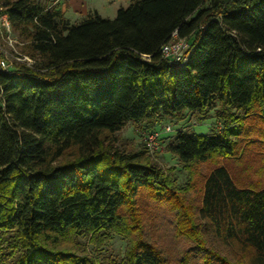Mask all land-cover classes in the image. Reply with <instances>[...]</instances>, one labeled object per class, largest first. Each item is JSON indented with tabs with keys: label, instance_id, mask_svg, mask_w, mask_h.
<instances>
[{
	"label": "trees",
	"instance_id": "1",
	"mask_svg": "<svg viewBox=\"0 0 264 264\" xmlns=\"http://www.w3.org/2000/svg\"><path fill=\"white\" fill-rule=\"evenodd\" d=\"M2 7L35 65L0 68V264H170L144 239L146 197L195 243L181 264H264V182L225 163L243 145L264 154V0H130L114 18L94 10L75 24L38 0ZM174 34L192 49L184 64L162 55ZM211 111L218 132L181 130L167 147L189 174L213 165L191 186L199 203L146 146H117L128 121ZM113 234L127 241L120 260L80 241L100 248Z\"/></svg>",
	"mask_w": 264,
	"mask_h": 264
},
{
	"label": "rangeland",
	"instance_id": "2",
	"mask_svg": "<svg viewBox=\"0 0 264 264\" xmlns=\"http://www.w3.org/2000/svg\"><path fill=\"white\" fill-rule=\"evenodd\" d=\"M6 0H0V5L4 4ZM46 8H53L62 5L61 2L64 0H38ZM68 3V0H65ZM100 5L101 12L105 17L114 18L117 14L115 11L121 7H127L130 4V0H105ZM71 21V20H70ZM73 23H78L74 22ZM15 38H18L17 34L14 33ZM19 39V38H18ZM20 40V39H19ZM22 41V40H21ZM0 46L3 50L8 52L7 60L13 67L18 65L15 59V50L24 54L25 47L23 44L16 45L15 49L8 45L6 40L0 38ZM165 125H171L173 131L167 132ZM221 128L220 123L215 117L214 111H211L209 117L201 121L193 114H188L186 119L180 122H176L170 119H166L162 123L157 124L153 128H146L145 123L135 124L132 121H128L125 127L118 131L115 135L118 138L117 146L121 150L127 151H140L146 149V139L153 132L157 131L159 136L156 138V148L149 150L148 155L151 160L158 164L161 168L168 173L173 171L172 174L176 178L177 184L181 187H187L189 185L190 191L187 192L186 196L189 200L195 203H199L201 195L199 186L202 184V176L207 174L213 165L197 164L195 167V173L189 174L187 170L183 169L179 160L176 156L168 151V145L173 143L177 133L181 130L196 132L199 134H209L212 132H218ZM146 146V147H145ZM243 153L238 160H228L225 163L230 167L233 175L238 176L239 180L255 181L261 180L264 182V174L261 176L258 173L260 166L264 164V154L261 153L258 147H248L243 145ZM191 175H195L190 179ZM196 183L198 190H192L191 186ZM199 184V185H198ZM188 189V190H189ZM144 225H143V236L148 242L155 244L159 250L163 253L170 264H181L184 255H188V251L193 249L195 243L191 240L178 235L177 232V220L175 213L172 212L169 207H160L148 197L142 200L141 203ZM203 223V222H202ZM204 224V223H203ZM208 226L203 225L202 230L208 239V244L220 248V244L214 240L213 235L207 228ZM90 236H83L80 241L83 248L87 249V252L94 256H99L101 259H115L120 260L123 258L127 246V241L120 235L113 234L109 241H106L100 248L95 247L90 242ZM196 251L191 252V254ZM198 258H192L191 264H195Z\"/></svg>",
	"mask_w": 264,
	"mask_h": 264
},
{
	"label": "built area",
	"instance_id": "3",
	"mask_svg": "<svg viewBox=\"0 0 264 264\" xmlns=\"http://www.w3.org/2000/svg\"><path fill=\"white\" fill-rule=\"evenodd\" d=\"M0 38L6 40L9 46L15 49L16 45H24V42L15 38L14 31L12 28V23L9 17V14L4 10L2 5H0ZM191 47L186 38H180L177 34L173 35V38L163 45L162 47V55L165 58L171 60L174 64H184L190 56ZM15 59L17 60L18 64H24L28 67H34L35 60L26 54L18 52L15 50ZM8 52L3 50L0 46V68L2 69H12L8 62L7 58ZM165 130L167 132L173 131L171 125H165ZM159 136L157 131L153 132L149 137L146 139V145L149 150H153L156 148V138Z\"/></svg>",
	"mask_w": 264,
	"mask_h": 264
},
{
	"label": "crops",
	"instance_id": "4",
	"mask_svg": "<svg viewBox=\"0 0 264 264\" xmlns=\"http://www.w3.org/2000/svg\"><path fill=\"white\" fill-rule=\"evenodd\" d=\"M102 1L105 0H68V3L66 4L64 0L61 2L62 5L60 6V9L72 23L73 21L79 22L94 10L105 17L100 8V5L103 4ZM119 9H116L115 11L118 12Z\"/></svg>",
	"mask_w": 264,
	"mask_h": 264
}]
</instances>
